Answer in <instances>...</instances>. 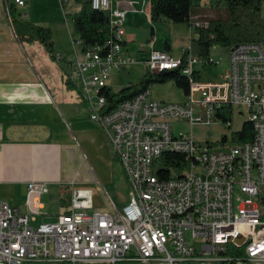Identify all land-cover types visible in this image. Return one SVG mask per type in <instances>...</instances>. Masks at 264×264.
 Returning <instances> with one entry per match:
<instances>
[{
  "label": "built area",
  "instance_id": "built-area-1",
  "mask_svg": "<svg viewBox=\"0 0 264 264\" xmlns=\"http://www.w3.org/2000/svg\"><path fill=\"white\" fill-rule=\"evenodd\" d=\"M91 5L107 12L111 36L86 51L75 36L73 53L58 59L88 104L90 118L108 136L129 181L130 200L113 212L89 213L92 191L71 184L65 212L32 225L39 195L48 188L29 182L27 202L34 206L29 212L0 198V264H264V41L229 48L224 72L208 81L201 78L202 67L216 64L211 57L191 52L175 57L151 41L144 62L151 71L181 69L188 81L184 100L154 99L148 87L105 111L102 89L112 71L136 59L122 44L125 10L112 0ZM190 24L207 27L208 21ZM227 106L231 113L247 111L251 140L222 151L192 131L174 134L173 119L191 127L207 124L222 120L216 113ZM168 153L182 160L154 173L153 163Z\"/></svg>",
  "mask_w": 264,
  "mask_h": 264
},
{
  "label": "crops",
  "instance_id": "crops-1",
  "mask_svg": "<svg viewBox=\"0 0 264 264\" xmlns=\"http://www.w3.org/2000/svg\"><path fill=\"white\" fill-rule=\"evenodd\" d=\"M69 1L76 2L66 3ZM73 3V12H68L61 0H24L22 5L0 0V198L21 212H29L34 206L27 202L28 183L47 186V192L39 195L41 207L32 225L52 221L66 210L52 212L44 196L49 195L50 202L58 201L71 184L113 182L116 161L121 166L108 136L90 118L88 104L79 89L68 83L65 64L58 59L74 50L72 39L76 35L67 14H74L80 6ZM149 3L112 0L114 6L125 10L121 33L125 52L143 60L151 41L155 48L171 47L169 43V48L164 43L157 47L152 25L159 22L151 21ZM18 21L49 28L53 51L38 38L29 40L18 35ZM149 26L152 39L142 45V30ZM122 70L111 73L108 86L112 88L111 78Z\"/></svg>",
  "mask_w": 264,
  "mask_h": 264
},
{
  "label": "trees",
  "instance_id": "trees-1",
  "mask_svg": "<svg viewBox=\"0 0 264 264\" xmlns=\"http://www.w3.org/2000/svg\"><path fill=\"white\" fill-rule=\"evenodd\" d=\"M67 0H61L65 4ZM79 9L71 14L73 31L82 40L81 50L86 51L96 44L104 43L111 36V25L107 12L95 9L91 0H75ZM226 10V18H215L208 21L207 27H195L196 37L190 40L182 55L191 52L193 55L204 59L210 57L213 46L231 48L242 42L264 41V18L261 15L263 0H219L216 2ZM149 16L153 23L162 20L173 22H188L193 6L200 5L198 0H150ZM15 30L23 39L38 38L45 43L50 52L53 51L52 33L49 28L36 25L30 21H18ZM165 48H169L168 40H165ZM172 81L185 94L188 89L186 76L181 69L163 70L153 73L147 69L138 83H128L121 89L114 91L110 86L102 89L106 98L105 111L113 109L118 103L129 99L137 93L144 91L151 82ZM70 84V81L68 82ZM230 107H226L222 113L216 115L223 121L230 120ZM253 129L248 120L242 123L239 130L232 132V141L242 143L252 139ZM164 165H177L182 156L176 153L162 155ZM168 161V162H167Z\"/></svg>",
  "mask_w": 264,
  "mask_h": 264
},
{
  "label": "rangeland",
  "instance_id": "rangeland-1",
  "mask_svg": "<svg viewBox=\"0 0 264 264\" xmlns=\"http://www.w3.org/2000/svg\"><path fill=\"white\" fill-rule=\"evenodd\" d=\"M69 1L65 3V10L73 12ZM73 5H76L73 3ZM226 10L218 5L216 2L202 3L198 6H193L191 9V16L188 22H173L170 20H164L157 24L152 25L155 27V37L157 39V47L165 44V40H168L170 48L168 51L175 57H179L183 50L189 46L190 40L196 37L197 33L195 27L191 26L189 22H205L215 18H226ZM261 15L264 18V0L261 8ZM71 16L68 15V17ZM151 26L142 30L141 39L142 45H146V42L151 41L152 35L150 34ZM146 40V41H145ZM229 48L222 46H213L210 50V57L216 62L206 64L202 72V80H214L224 72V69L228 65ZM138 58V59H137ZM143 57L134 56L135 62L130 63L123 69L119 75L115 74L110 84L114 91H117L127 85L129 82L138 83L141 76L145 73L149 67L142 59ZM150 70V69H149ZM114 71V70H113ZM112 71V72H113ZM149 89L152 92V97L164 102H181L184 100L183 91L178 88L172 81L159 83L151 82ZM247 120V111L234 110L230 115V125H227L226 121L216 119L207 124H197L193 127L185 119H173L172 129L175 135L185 134L193 132L194 135L202 141L204 144H210L213 150H229L233 146H239V143L232 141V132L239 130L242 123ZM116 166L113 169L112 177L113 182L105 183H84L78 182L73 185V189L89 188L92 191V204L93 206L87 211L89 213L98 212H113L114 205L121 209L130 200V185L127 177L124 174L122 166L116 161ZM164 168L162 159H158L153 163V172L157 173L158 170ZM70 190V189H69ZM45 200L50 204L52 212H59L67 208L69 201L72 198L70 192L63 193L58 201L50 202L49 195L44 196ZM61 207V208H60ZM63 207V208H62ZM65 207V208H64ZM43 220L41 216L38 218Z\"/></svg>",
  "mask_w": 264,
  "mask_h": 264
},
{
  "label": "water",
  "instance_id": "water-1",
  "mask_svg": "<svg viewBox=\"0 0 264 264\" xmlns=\"http://www.w3.org/2000/svg\"><path fill=\"white\" fill-rule=\"evenodd\" d=\"M153 73H158L156 70H152Z\"/></svg>",
  "mask_w": 264,
  "mask_h": 264
}]
</instances>
